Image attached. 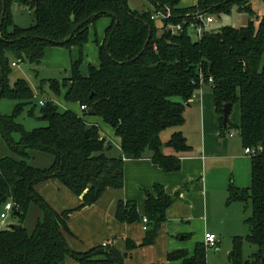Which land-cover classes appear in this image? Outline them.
Wrapping results in <instances>:
<instances>
[{"label":"trees","instance_id":"1","mask_svg":"<svg viewBox=\"0 0 264 264\" xmlns=\"http://www.w3.org/2000/svg\"><path fill=\"white\" fill-rule=\"evenodd\" d=\"M0 1L4 3L0 8V98L17 101L12 115L0 113L2 136L17 155L0 159V211L12 201L13 214L18 217L13 225L0 228V264H64L68 257L79 264H124L126 255L115 247L72 251L63 233L70 231L68 219L72 212L94 204L108 187L124 186L126 159L150 157L165 172L180 170L181 158L167 154L165 148L190 150L186 137L175 131L163 142L161 133L184 124L185 107L204 83L212 87L222 132H229L234 125L230 118L224 123V104H239L240 123L235 127L244 147L263 148L252 156L251 187L231 184L228 198L229 203L251 205V214L245 219L247 239L257 251L251 260H245L236 238L228 264H264V16L256 15L251 0H198L191 7H181V0H150L155 12L167 5L173 10L162 27L151 18L150 10L132 9L128 0ZM14 3L34 10L32 26L14 22ZM233 6L249 15L246 25L205 31L197 40L192 39L188 25L176 34L167 29L169 24L189 21L196 12L231 13ZM105 16L111 17L112 23L104 41L98 42L99 66L90 65L89 74L81 76L78 65L73 64L70 77L45 79L38 87L43 92L48 82L52 97L78 104L80 109L86 105L87 109L78 113L60 108L52 97L43 99V104L39 100L40 118L47 125L26 131L16 118L24 111L35 115L36 93L25 79L9 86V56L39 65L50 46L86 44L90 24ZM89 111L94 114L89 115ZM92 117H100L121 139L119 156L109 154L113 145L99 124L90 121ZM15 134H20L19 140ZM29 150L51 154L53 164L46 168L32 165ZM50 178H58L82 196L83 204L74 210L56 211L35 188ZM176 198L159 184L147 191L149 225L144 244L154 241ZM33 202L44 217L30 233L24 220ZM117 218L125 223L142 220L135 201H120ZM206 257L207 246L200 243L194 254L178 249L169 253L168 262L163 264H207Z\"/></svg>","mask_w":264,"mask_h":264},{"label":"crops","instance_id":"2","mask_svg":"<svg viewBox=\"0 0 264 264\" xmlns=\"http://www.w3.org/2000/svg\"><path fill=\"white\" fill-rule=\"evenodd\" d=\"M197 2L198 0H181V7H191ZM251 3L256 15L263 17L264 0H251ZM128 4L132 9L147 8L152 13L155 12V4L150 0H128ZM20 8L18 3L12 5L13 20L15 10ZM206 15L214 18V14L206 13ZM105 17L107 29L112 23V18ZM157 20L161 22L157 23ZM248 21L249 15L243 12L241 26L246 25ZM155 22L161 27L164 24L161 18H157ZM213 23L215 18L205 31H210ZM90 27L91 25L89 36ZM105 36L102 41L98 39V42L102 43ZM68 107L71 108L72 105ZM184 117V124L179 126L182 129H176L174 132L181 131L184 134L191 147L190 150L176 152L171 147L165 148L167 154L178 155L181 158L180 170L165 172L150 157L126 159L123 187H108L94 204L71 213L68 219L70 231L64 230L63 233L72 251L86 253L106 244L126 255L124 264H163L168 262L169 253L178 249H187L191 255L194 254L196 246L204 243L207 232L218 235L217 249H220L221 244L220 232L228 230L234 236L239 233L241 223L246 224L249 207L241 201L229 203V189L231 184L238 188L251 186L252 156L245 153L240 134L237 137L234 133L231 136L230 131L222 132L215 111L212 89H204L202 85L199 93L185 107ZM95 118H90V121L100 126L101 122ZM105 126L110 127L107 124ZM111 132L115 135L117 150L114 153L109 151V154L119 156L122 153L121 139L116 136L112 128ZM29 154L34 160L30 163L39 168L49 167L54 162V157L46 152L29 150ZM6 156H15V154L12 153L0 131V159ZM157 184L163 185L169 194L177 198L167 210L166 220L161 224L154 241L144 244L147 235V230L143 228V218L146 217V195L147 191L153 190ZM35 188L58 212L74 210L84 201L82 196L75 194L58 178L41 181ZM120 201H135L142 220L132 223L121 222L117 218ZM43 217L44 212L40 206L35 202L31 203L24 220L28 232H33ZM16 222L9 216L7 225ZM64 264H79V262L68 257Z\"/></svg>","mask_w":264,"mask_h":264},{"label":"rangeland","instance_id":"3","mask_svg":"<svg viewBox=\"0 0 264 264\" xmlns=\"http://www.w3.org/2000/svg\"><path fill=\"white\" fill-rule=\"evenodd\" d=\"M0 1V8H1ZM20 9L15 10L14 12V21L21 27H30L35 23L34 10L30 7L22 6ZM141 10V9H140ZM215 23L212 24L210 31H216L223 26H238L240 27L243 23V12L238 10L237 6H233L231 13H214ZM106 17H99L90 25V36L89 41L80 46L76 43L71 45H55L47 48L45 56L43 57L41 63L39 65L30 64L28 61L20 62L14 55H10V64L9 67L11 72L9 73V86L13 87L17 81V79H25L27 80L35 94L34 102L37 104V110L35 115L29 116L26 111H24L21 115L17 116V122H19L26 131L32 130L34 128L46 126L47 122L40 118V99H49L52 97V93L49 88L48 82L44 84V91L39 92V85L41 81L45 79H58L62 81L64 78H68L72 72L73 64L78 65V70L81 76H87L89 74L90 65L99 66L100 64V56L98 53V39L103 40L105 36V29L107 23ZM160 20H157V23H160ZM191 36L193 40L198 39V35L194 32H191ZM159 35L161 32L159 31ZM17 63L13 65V63ZM204 89L211 90L212 87L210 84H203ZM57 103L60 105V108L66 109L68 105H72L71 108H76L78 113H81L82 110L78 104H67L63 98L52 97ZM17 101L4 96L0 98V113L2 115H12L14 109L16 107ZM96 120L100 121V127L103 135H105L111 142L112 149L110 153H114L116 148L115 135L112 134L111 128L105 126L100 117H96ZM230 120L234 124L228 130L230 133L236 134L239 137V130L235 127L236 124L240 121V111L239 104H235L232 108L230 114ZM176 129H182V127H172L169 128L163 133H161V137L164 142L168 141L171 137V134ZM20 134H15V140H19ZM12 153H14L12 151ZM15 156H17L15 154ZM19 156V155H18ZM29 162H34L33 158H29ZM245 187V188H250ZM245 206L249 207L247 216L251 214V205L245 204ZM246 212V211H245ZM10 219L18 221V217L13 214L11 211ZM220 249L217 247H207V264H228L229 263V253L234 247L235 239H238V242L241 246V250L244 255L245 260H251L252 255L257 251V247L250 243L247 239L248 228L244 222L241 223V228L239 229V233L234 236L228 230H224V232H220Z\"/></svg>","mask_w":264,"mask_h":264},{"label":"built area","instance_id":"4","mask_svg":"<svg viewBox=\"0 0 264 264\" xmlns=\"http://www.w3.org/2000/svg\"><path fill=\"white\" fill-rule=\"evenodd\" d=\"M172 13H173L172 8L167 5L163 9L154 12L151 15V18L154 20H156L157 18H161L163 21L169 20L172 17ZM213 21H214V18L211 15H206L205 13L196 12L193 14L192 18L189 21L187 20V21L177 23V24H169L167 26V29H169L172 34H176L180 30H182L185 25H188V28L191 31L195 32L198 36H201L205 32L206 27L209 26ZM16 64L17 63L15 62L13 63V65H16ZM210 81H212V79H210ZM43 103H44V100L43 99L40 100V104H43ZM81 109L85 110L87 109V106L82 105ZM230 135L233 136L234 134L231 133ZM261 151H263V148L261 146L245 147V153L251 156L258 154ZM13 209L14 208H13L12 201H8L7 203H5L2 210L0 211V228H4L7 226V220L10 216L11 211H13ZM148 225H149V219L147 217H144L143 218V228L147 230ZM218 242H219V237L216 233H213V232L205 233L204 244L207 247H216L218 245ZM105 245L106 244H104V246Z\"/></svg>","mask_w":264,"mask_h":264},{"label":"water","instance_id":"5","mask_svg":"<svg viewBox=\"0 0 264 264\" xmlns=\"http://www.w3.org/2000/svg\"><path fill=\"white\" fill-rule=\"evenodd\" d=\"M3 5H4V3H3ZM202 13H204V12H202ZM4 15H5V7H4L3 11H2V19H1V21H3ZM232 108H233V104L232 103H226L223 106V114H224V123L225 124L227 123V121L230 118V114H231ZM88 114L89 115H93L94 112L93 111H89ZM107 147H109V145H107ZM16 214L18 215V213H16ZM11 225H13V224H11Z\"/></svg>","mask_w":264,"mask_h":264}]
</instances>
